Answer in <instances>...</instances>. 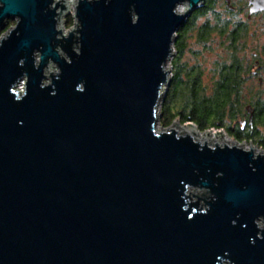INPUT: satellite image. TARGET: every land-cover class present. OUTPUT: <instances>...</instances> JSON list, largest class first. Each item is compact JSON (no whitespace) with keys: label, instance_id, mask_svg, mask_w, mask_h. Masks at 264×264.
Segmentation results:
<instances>
[{"label":"water","instance_id":"95a60500","mask_svg":"<svg viewBox=\"0 0 264 264\" xmlns=\"http://www.w3.org/2000/svg\"><path fill=\"white\" fill-rule=\"evenodd\" d=\"M204 2L0 0V264H264V153L157 127Z\"/></svg>","mask_w":264,"mask_h":264},{"label":"trees","instance_id":"16d2710c","mask_svg":"<svg viewBox=\"0 0 264 264\" xmlns=\"http://www.w3.org/2000/svg\"><path fill=\"white\" fill-rule=\"evenodd\" d=\"M215 3L216 0L207 1L203 8H199L194 12L193 18L207 15L214 9ZM190 19L180 29L174 42L176 55L171 60L174 67L173 78L167 87L165 99L160 105L159 124L167 128L174 121L179 120L183 124H194L202 133L211 128L225 129L229 135L240 142H254L264 151V133L260 130L261 127H264V111L261 117H257L252 128L248 126L246 129H241L238 122L237 124L234 123L242 117L243 113H246L247 105L252 103V101H249V103L243 105V101L239 96L240 87L244 82L241 76L242 63H240L239 78H237L236 72L233 74L236 67L230 68V72H226L223 78L216 80L215 87L209 95L206 93L207 89L201 84V70L196 65L188 69L185 65L180 64L186 48V37L194 27V21ZM216 19L220 23L222 18L220 19V16L217 15ZM219 23L214 27L207 23L202 24L198 29L199 39L205 41L213 32L221 30L220 33L223 31L230 32L232 36H236L235 40L236 38L241 40L242 37L240 38V36L246 29L243 23H238L233 30L226 27L228 25L225 24L226 26L222 27ZM259 104L264 105V100H261ZM226 121L229 123H226ZM234 124L236 125L233 129Z\"/></svg>","mask_w":264,"mask_h":264},{"label":"rangeland","instance_id":"374dc122","mask_svg":"<svg viewBox=\"0 0 264 264\" xmlns=\"http://www.w3.org/2000/svg\"><path fill=\"white\" fill-rule=\"evenodd\" d=\"M231 2L235 5H241L242 12H226V0H219L217 3H215L214 9L211 12H209L207 15L197 18V20L194 22V27L186 37V48L182 57V62H180V64L185 65L188 69L196 65L201 70V84L207 89L206 93L207 95H209L212 93L213 87H215L216 80L220 79V61H223L224 59V62L229 64L233 60L230 53L235 51L238 59H240V63H242L243 65L241 76L244 82L240 87L239 96L243 101V105H246V103H249V101H253L258 97H264V67L259 68L258 66H251V64L254 63V60L256 59L254 57L255 50H261V48L263 49L264 46V22L261 17H254L253 19H249V17L247 16L249 8L246 4V0H231ZM71 10L72 13L75 12L74 6L71 7ZM72 13L70 12L64 18L63 28L66 32H68V30H70L71 27L74 26V18ZM217 15L220 16V19L222 18L220 23L217 22ZM240 22L245 25L246 29H244L243 34L240 36V38L242 37L241 40H238L237 38V40L234 42L237 44L235 49L230 45L231 42L224 39L223 32L220 33L221 30L213 32L205 41L199 39L198 29L202 24L207 23L210 26L214 27L219 23V25H221L222 27L228 25L226 27H228L230 30H233ZM15 23V20H10L7 23L6 28L8 26L10 27L8 29H5L6 32L3 31L4 33L0 35V39L2 36H4V34L7 33V31H9V29L15 26ZM174 51L176 52L175 49ZM168 68L171 70V76L173 78L174 67L171 61L168 64ZM252 71H256L258 72V74L253 77ZM260 77L263 80L262 83L260 82ZM47 81L48 80H46V82ZM164 99L165 97L162 99V103ZM161 102L160 105H162ZM160 105L159 109L161 107ZM159 116L160 111L158 112V117ZM226 123L229 122L226 121ZM172 125L176 128H179L183 125V123L177 120L174 121ZM157 127H162L159 122ZM215 130L220 132L221 137L223 135L227 140L233 142V144L239 143L240 145H246L247 147L249 145H253L255 146V148L257 147L258 150H261L264 153L263 149L256 143L246 141L240 142L238 139H235L234 137L229 135L225 129H209V131ZM260 130L264 133V127H261Z\"/></svg>","mask_w":264,"mask_h":264},{"label":"flooded vegetation","instance_id":"af4514ba","mask_svg":"<svg viewBox=\"0 0 264 264\" xmlns=\"http://www.w3.org/2000/svg\"><path fill=\"white\" fill-rule=\"evenodd\" d=\"M244 1V0H243ZM257 0H246V4L249 8V12H248V17L249 19H253L254 17H261V19L264 22V8L259 9L257 11H252V8L254 7V2ZM264 3V0H262ZM264 5V4H263ZM226 12H231V13H237V11H241L242 10V6L241 5H235L231 2V0H226V8H225ZM242 12V11H241ZM192 24V22H191ZM224 39L228 40L229 42H231V46L235 49V47L237 46L236 43H234V38L236 37L235 35H231L230 32H224ZM237 40V38H236ZM235 40V41H236ZM259 52V53H257ZM232 56V62H230L229 64L223 61H220V68H219V73H220V77L219 78H223V76H225L226 72L229 71L230 68L232 67H236V69H234L233 74L237 75V78L240 77V59H238L236 52H231L230 53ZM254 57L256 58L254 60V63L251 64V66L256 67L258 66L259 68L264 67V46L263 49L261 48V50H255V54ZM259 57V58H258ZM231 60V59H230ZM262 70V69H261ZM230 72V71H229ZM258 72L256 71H252V75L253 77L255 75H257ZM260 82L262 83L263 80L260 77ZM261 100H264V97L261 98H256L252 101V103L250 105H247L246 107V113H243L242 117H240L236 122L239 123V125L241 126V129H246L248 128V126H251V128L253 127L255 121L257 120V117L262 115V112L264 111V105L263 104H259V102H261ZM254 104V105H253ZM258 105V106H257ZM234 124L232 126V128L234 129V126L236 125Z\"/></svg>","mask_w":264,"mask_h":264},{"label":"bare ground","instance_id":"6f19581e","mask_svg":"<svg viewBox=\"0 0 264 264\" xmlns=\"http://www.w3.org/2000/svg\"><path fill=\"white\" fill-rule=\"evenodd\" d=\"M207 1H209V0H205V2L203 3V4H201L195 11H197L199 8H203L204 6H205V4H206V2ZM219 0H216V3L218 2ZM73 6V5H72ZM180 11L182 12L183 11V8H181L180 9ZM195 11H193L191 14H190V16H189V18H191L194 22L197 20V18H193V14H194V12ZM189 18L186 20V22L189 20ZM190 19V20H191ZM184 27V26H183ZM66 32V31H65ZM178 34V33H177ZM38 57V56H37ZM25 85V82H23V81H21L20 83H18V89H20V88H23V86L22 85ZM190 124V123H189ZM191 125V127L194 129V131L196 132V134L197 135H201V132L198 130V128L196 127V126H194V124H190ZM221 140L223 141V142H226V143H228V144H230V143H232L233 144V142H230L229 140H227L223 135H222V137H221ZM236 145H238V146H242V145H240L239 143H235ZM244 146V145H243ZM242 146V147H243ZM244 148L245 149H248V147L245 145L244 146ZM259 152H262L261 150H258L257 149V147H256V153H259Z\"/></svg>","mask_w":264,"mask_h":264}]
</instances>
